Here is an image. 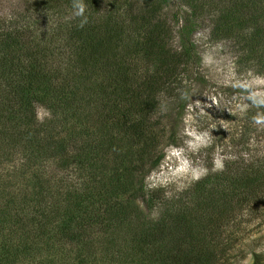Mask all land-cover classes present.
I'll use <instances>...</instances> for the list:
<instances>
[{
  "label": "trees",
  "instance_id": "16d2710c",
  "mask_svg": "<svg viewBox=\"0 0 264 264\" xmlns=\"http://www.w3.org/2000/svg\"><path fill=\"white\" fill-rule=\"evenodd\" d=\"M30 1L21 22L0 17V264L254 256L244 239L264 223V153L241 148L178 191L146 178L164 155L162 94L201 80L198 29L264 74V0H83L84 17L73 0ZM172 2L176 35L161 13ZM241 115L243 139L253 124L264 137V96Z\"/></svg>",
  "mask_w": 264,
  "mask_h": 264
},
{
  "label": "rangeland",
  "instance_id": "374dc122",
  "mask_svg": "<svg viewBox=\"0 0 264 264\" xmlns=\"http://www.w3.org/2000/svg\"><path fill=\"white\" fill-rule=\"evenodd\" d=\"M26 1L31 5L30 0H0V17L21 22L28 11ZM176 10V3L172 2L161 12L175 35L182 23L175 18ZM41 13L35 12L33 18ZM195 39L202 53L201 80L187 86H183L185 82L175 84L170 93L162 94L159 113L167 138L163 141L160 164L147 175L146 184L150 188L181 190L203 177L209 165L214 170L222 169L225 160L241 148L244 152L264 153V137L256 130L257 124L243 139L245 125L241 119L248 96H264V74L239 63V46L235 42L213 40L206 28L198 29ZM187 87L190 92L184 102ZM182 103L183 111L177 116ZM38 116L44 120L49 113L38 107ZM247 140L248 147H244L243 141ZM244 241L255 255L250 253L235 264H264V223Z\"/></svg>",
  "mask_w": 264,
  "mask_h": 264
},
{
  "label": "clouds",
  "instance_id": "9594fccd",
  "mask_svg": "<svg viewBox=\"0 0 264 264\" xmlns=\"http://www.w3.org/2000/svg\"><path fill=\"white\" fill-rule=\"evenodd\" d=\"M73 8L75 9V15L79 17H84L85 11H86V5L83 2V0H73ZM86 22V17L81 23V27L83 26V23Z\"/></svg>",
  "mask_w": 264,
  "mask_h": 264
}]
</instances>
